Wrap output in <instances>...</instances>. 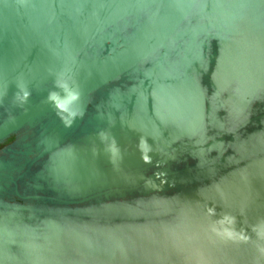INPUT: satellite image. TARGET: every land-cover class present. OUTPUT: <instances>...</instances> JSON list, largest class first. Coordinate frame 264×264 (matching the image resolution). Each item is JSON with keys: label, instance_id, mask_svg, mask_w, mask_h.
<instances>
[{"label": "water", "instance_id": "1", "mask_svg": "<svg viewBox=\"0 0 264 264\" xmlns=\"http://www.w3.org/2000/svg\"><path fill=\"white\" fill-rule=\"evenodd\" d=\"M0 264H264V0H0Z\"/></svg>", "mask_w": 264, "mask_h": 264}, {"label": "flooded vegetation", "instance_id": "2", "mask_svg": "<svg viewBox=\"0 0 264 264\" xmlns=\"http://www.w3.org/2000/svg\"><path fill=\"white\" fill-rule=\"evenodd\" d=\"M13 141H14V138L8 139L3 145L0 146V149L3 148L4 146L11 144Z\"/></svg>", "mask_w": 264, "mask_h": 264}]
</instances>
